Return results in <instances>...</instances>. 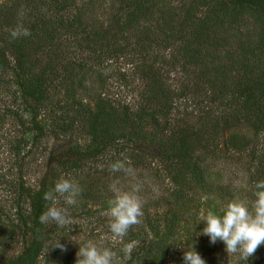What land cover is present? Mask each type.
Masks as SVG:
<instances>
[{
	"label": "trees",
	"instance_id": "obj_1",
	"mask_svg": "<svg viewBox=\"0 0 264 264\" xmlns=\"http://www.w3.org/2000/svg\"><path fill=\"white\" fill-rule=\"evenodd\" d=\"M97 1L105 16L91 22L88 14L96 9V0H0V88L7 91L6 84H12L8 92L27 116V126L17 117L21 136L12 150L20 172L18 191L29 206L27 215L20 207L15 211L21 251L2 264H38L51 240L47 226L39 222L50 203L43 200L44 192L88 162L109 155L112 164L126 156L130 166H141L142 156L158 152L167 164L175 203L186 197L180 186L202 179L192 162L195 152L229 130L264 137V0ZM175 1L178 12L169 10ZM22 9L31 35L13 39L10 30ZM247 14L256 21L246 45L237 44L236 52H229L224 47L228 34L237 35ZM103 56L108 62L135 58L130 68L138 84L136 105L92 91L85 100L76 96V87L83 92L88 63L97 64ZM171 74L179 75L176 85L168 81ZM179 98L193 106V124L183 116L168 121ZM236 138H225L223 147L260 161L251 178L254 194L255 184L264 180V159L257 156L256 144ZM48 143L66 145L67 156L57 155ZM37 154H46L50 167L38 186L28 189L23 164ZM191 214L190 207L182 214L158 212L155 225L148 226L151 237L133 249L125 264H173L168 257L175 249L184 250L175 226ZM247 264H264V245Z\"/></svg>",
	"mask_w": 264,
	"mask_h": 264
},
{
	"label": "rangeland",
	"instance_id": "obj_2",
	"mask_svg": "<svg viewBox=\"0 0 264 264\" xmlns=\"http://www.w3.org/2000/svg\"><path fill=\"white\" fill-rule=\"evenodd\" d=\"M95 1V0H94ZM103 2V0H101ZM95 3L96 9L88 14L91 22H95L100 17L98 1ZM101 3V2H100ZM170 11L178 12V2H172ZM174 5V6H173ZM250 15L242 16L244 21L242 26L237 27L236 36L228 34L225 46L229 52H236L235 46L246 45L245 37L252 32L256 19ZM101 18V17H100ZM238 39L237 43H234ZM97 64L93 60L85 68L84 82L80 87L83 92L75 88V94L79 99L85 100L89 91L105 95L124 105H136L137 87L136 79L131 74L130 63H135L132 59H117L106 61V56L101 57ZM130 58V56H129ZM169 75L168 81L176 85V79L179 75ZM173 77V78H172ZM4 79H9L5 76ZM173 81V82H172ZM11 92L12 84H6ZM0 88V263H4L7 257L14 256L22 248V236L20 233V223L15 214L17 207H20L21 213H29L28 200L18 191L20 172L17 167L18 161L12 147L16 139L21 136V128L18 125V119L21 115L22 126H27V116L21 112L19 100L15 99L10 92ZM78 93V94H77ZM59 96H62L60 94ZM60 98V97H59ZM193 106L183 99H176L173 103L172 111L167 116L170 123L183 116L188 119L187 122L194 123L197 114L192 110ZM15 111L12 115L11 112ZM185 112V114H184ZM183 114V115H182ZM21 126V125H20ZM234 135L238 140L250 141L259 147L258 155L264 159V137H253L245 130L225 131L220 138L210 142L208 147L195 152L192 162L202 172V179L188 181L185 188V198L174 203L172 186L169 184V174H167V164L164 158L156 152V156L148 158L142 156V165H134L136 170V179L132 180L126 177L123 172L112 173L109 171V155L96 162H88L82 169L69 172L61 178L69 179L79 185L82 189L81 195L77 198L78 203L75 206L65 205L63 198L59 199V207H67L68 213L72 218V223L66 227L60 228L54 222L47 224L51 240L46 242L43 251L38 258V264H76L77 252L79 247L88 242H92L97 247H107L115 251L120 257V264H125L124 253L121 249L128 243L135 242V248L141 245L151 234L148 226L155 225L157 213H164L167 209L182 214V210H193L188 221L179 223L175 226L178 231L177 242L184 244L183 252L175 249L169 259L173 264H184V251L194 250L204 259L205 264H247L250 258L245 261L239 254H227L223 242L217 241L210 243L207 236L200 235L206 226L203 217L209 211L222 215V209L232 200H242L249 205L255 200V195L251 188V178L255 173L260 161L251 158L247 152H236L233 149L224 148L222 141ZM241 139H239L241 141ZM214 144V145H213ZM49 149L55 151L57 155L64 154L66 145L48 143ZM64 147V148H63ZM45 155L37 154L24 161L23 179L28 189H35L39 181L46 174V169L50 165L49 157L45 162ZM71 159V156L67 159ZM37 160V161H36ZM48 164V166H47ZM137 164V163H136ZM132 167V166H131ZM119 179L121 188L124 191H131L133 183L141 185V191L138 193L142 202L143 216L141 223L129 230V233L123 240L113 239L108 227V217L105 212L109 208V201L114 198L109 185L113 180ZM187 193V194H186ZM206 198V199H205ZM147 215V219L145 218ZM185 216V215H184ZM198 221V222H197ZM160 225V224H158ZM158 227V226H157ZM161 227V225H160ZM141 232L137 235V232ZM59 243L61 248L55 247ZM134 251V250H133Z\"/></svg>",
	"mask_w": 264,
	"mask_h": 264
},
{
	"label": "clouds",
	"instance_id": "obj_3",
	"mask_svg": "<svg viewBox=\"0 0 264 264\" xmlns=\"http://www.w3.org/2000/svg\"><path fill=\"white\" fill-rule=\"evenodd\" d=\"M25 13L22 9L14 28L10 30L13 39L28 37L31 32L23 24ZM131 161L124 157L123 161L117 160L109 165L112 173L123 172L126 177L136 179V170L130 166ZM119 179L113 180L109 185L114 198L109 201V208L105 212L108 217V227L113 239L123 240L134 226L139 225L143 216L142 202L138 193L141 191L139 183L131 185V191H124ZM255 200L249 203L242 200H232L222 209V215L209 211L203 217L205 227L200 235L209 237L210 243L223 242L227 254H239L240 258L247 261L261 245H264V180L255 184ZM82 189L72 180L61 178L54 187L44 192L43 200L50 202L46 210L39 216L41 224L54 222L63 228L72 223V218L67 207H59V199L68 206H75ZM206 199V198H205ZM55 247L63 250V245L57 243ZM135 242L126 244L121 251L124 260L131 259ZM76 264H120L118 254L107 247H97L88 242L79 247ZM184 264H205L204 259L192 247L184 251Z\"/></svg>",
	"mask_w": 264,
	"mask_h": 264
}]
</instances>
